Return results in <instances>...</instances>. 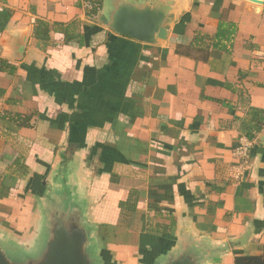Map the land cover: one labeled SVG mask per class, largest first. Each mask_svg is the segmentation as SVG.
<instances>
[{
	"label": "crops",
	"instance_id": "1",
	"mask_svg": "<svg viewBox=\"0 0 264 264\" xmlns=\"http://www.w3.org/2000/svg\"><path fill=\"white\" fill-rule=\"evenodd\" d=\"M95 1L0 0V61L14 67H0V231L29 241L40 218L29 184L49 180L79 193L106 264H147L185 230L228 248L208 264L261 256L264 0H189L161 47L96 25ZM102 86L110 95L92 107ZM19 156L22 179L8 172ZM132 190L135 209H120Z\"/></svg>",
	"mask_w": 264,
	"mask_h": 264
},
{
	"label": "water",
	"instance_id": "2",
	"mask_svg": "<svg viewBox=\"0 0 264 264\" xmlns=\"http://www.w3.org/2000/svg\"><path fill=\"white\" fill-rule=\"evenodd\" d=\"M254 2V0H247ZM189 0H103L94 23L113 34L151 46H164L173 24ZM24 43L16 47L21 57ZM37 197L40 218L29 241L23 243L0 231V264H93L98 241L85 214L83 201L70 183L42 182ZM11 244L9 253L3 245ZM99 245V244H98ZM97 248V247H96ZM15 250L14 252L12 251ZM185 230L152 264H208L226 253ZM103 264V252L99 246Z\"/></svg>",
	"mask_w": 264,
	"mask_h": 264
},
{
	"label": "trees",
	"instance_id": "3",
	"mask_svg": "<svg viewBox=\"0 0 264 264\" xmlns=\"http://www.w3.org/2000/svg\"><path fill=\"white\" fill-rule=\"evenodd\" d=\"M94 5L92 6L90 12L88 13V17L92 20L97 12H98V9L101 5V0H96L94 3ZM47 25L43 22H38L36 28L34 29V37L38 40H48L47 38ZM71 42H78V43H81L79 41L78 38H76L75 36L73 35H70V34H66L65 35V38H64V43L67 44V43H71ZM117 65H120L121 68H123V65H125V63L120 64L117 62ZM113 66H116L115 65V62H113L112 64V67ZM0 67L1 69H8L9 68V71L10 72H13L14 70V67L11 66V65H8L5 61H0ZM109 73V72H108ZM101 76H104V73H100ZM124 82L122 84L123 88H125V78L123 79ZM107 81L108 83L112 84L113 82H115V79L111 78L110 74H107ZM110 92H111V89L110 88H103L102 87H99L97 89H92L89 93V98L91 99V106L94 107V106H98V102L99 101V96L100 95H105L108 94L110 95ZM1 93V92H0ZM98 99H97V98ZM102 101V99H100ZM11 120H14V122H16L20 127H28L30 126L29 124V117L28 116H25V117H22L20 115H13L10 117ZM253 135H250L248 133H246V138L247 139H252ZM8 172L10 175H14L18 178H24L27 176L28 174V169L27 167L24 165V159L22 156H19L17 157L13 162L12 164L10 165V167L8 168ZM37 179V178H36ZM29 187H32V188H36V194L38 192V190H42L43 186H42V181L40 182V180H37V181H34V183H30L29 184ZM5 188L4 186V177L2 174H0V192H2V190ZM136 191L132 190L130 193H129V196H128V199L126 200V202H122L119 204V207L120 209H128V210H134L135 207H136V203H137V198H136ZM156 231L157 233L159 232L160 234H163L166 236V225L160 227L159 225L156 226ZM166 249V248H165ZM164 250V249H162ZM162 252V251H161ZM160 252V253H161ZM156 258V256L152 259H150L147 264H152L153 263V260ZM234 264H264V248H263V253L261 256H258V257H250V256H237L235 257V260H234Z\"/></svg>",
	"mask_w": 264,
	"mask_h": 264
},
{
	"label": "built area",
	"instance_id": "4",
	"mask_svg": "<svg viewBox=\"0 0 264 264\" xmlns=\"http://www.w3.org/2000/svg\"><path fill=\"white\" fill-rule=\"evenodd\" d=\"M248 147V143L243 140V142H241L239 147H237L235 150V155L240 158V165L238 168L244 169L242 166L247 162L249 149Z\"/></svg>",
	"mask_w": 264,
	"mask_h": 264
},
{
	"label": "rangeland",
	"instance_id": "5",
	"mask_svg": "<svg viewBox=\"0 0 264 264\" xmlns=\"http://www.w3.org/2000/svg\"><path fill=\"white\" fill-rule=\"evenodd\" d=\"M2 246H4V248H6V251L9 253V250H10V247H11L10 242L9 243L7 242L5 245H3V243H2ZM96 247L92 248L93 264H103L101 259H100L99 254H98L99 253V245L97 244ZM12 251L14 252L15 250L12 249Z\"/></svg>",
	"mask_w": 264,
	"mask_h": 264
}]
</instances>
